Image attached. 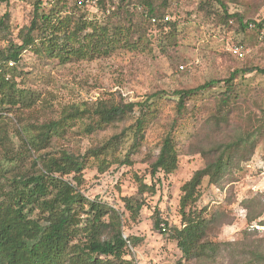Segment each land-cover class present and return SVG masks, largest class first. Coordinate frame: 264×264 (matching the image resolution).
Returning <instances> with one entry per match:
<instances>
[{
	"label": "rangeland",
	"instance_id": "1",
	"mask_svg": "<svg viewBox=\"0 0 264 264\" xmlns=\"http://www.w3.org/2000/svg\"><path fill=\"white\" fill-rule=\"evenodd\" d=\"M37 1L43 3L42 10L47 13L51 0L0 2V19L4 14L9 16L15 42H18V30L31 21ZM74 1L77 2L69 0L67 5L72 7ZM222 1L225 10L216 1L208 4V0H169L166 13L169 21L176 25L175 36L170 35L166 26L163 29L146 27L145 17L141 16L139 9H134L133 21L137 25L129 37L128 43L134 46L130 51L120 44L121 48L108 55L72 59L64 64L43 51L38 55L26 51L17 65L23 73L16 78L18 88L31 92L36 100L29 110L14 108L3 119L4 128L15 148L23 144L16 135L17 128H25L29 123L44 124L58 120L67 107L92 112L98 99L109 100L112 97L116 101L121 99L123 103L146 101L144 137L138 150L129 155L132 165L115 163L100 174L92 159H88L78 188L88 199H100L124 213L122 235L137 241L136 245L134 241L130 242L131 249L125 259L134 264H196L184 260L176 241L167 234L153 231L151 222L154 211L158 210L168 226L181 228L178 213L180 188L194 172L205 166L199 148L201 142L206 146L210 141L203 131L199 138L192 141L191 138L203 121L220 107L219 94L225 87L219 83L192 96L187 100L181 117H177L174 91L197 88L211 80L222 81L235 69L264 70V0ZM205 3L209 9L203 7ZM80 8L88 20L100 25L106 23V14L98 3L97 8ZM224 14H236L243 23L252 21L254 24L242 31L235 18L224 22ZM256 24L262 28H257ZM143 29L146 36L139 42ZM2 45L5 46L6 42H1L0 47ZM234 47H240L242 58L232 53ZM154 94L157 96L151 98ZM233 94L239 99L235 101L232 98L227 133L244 131L252 125L262 126L263 130L250 158L234 168L220 185H209L207 178L202 180L199 198L190 207L204 218L213 219L205 239L217 243L241 241L245 231L253 229L257 232L253 238H264V75L257 71L239 75ZM139 110V106L135 107L132 114L91 134L84 133L81 122H70L63 126L61 136L45 151L52 154L65 151L83 156L89 149L99 147L112 136L124 132L125 141L118 149L123 159L132 142L131 127L139 116ZM167 134L176 143L178 165L172 174L159 172L153 180L150 165ZM213 140L221 141L217 136ZM107 159L114 158L107 156ZM135 176L142 178L147 185L154 184L155 194L148 196L144 193L145 205L134 218L125 210L123 199L137 196ZM68 180L73 181L72 177ZM258 211H261V216L248 223L247 215ZM230 259L225 254L217 259V264H230Z\"/></svg>",
	"mask_w": 264,
	"mask_h": 264
},
{
	"label": "trees",
	"instance_id": "2",
	"mask_svg": "<svg viewBox=\"0 0 264 264\" xmlns=\"http://www.w3.org/2000/svg\"><path fill=\"white\" fill-rule=\"evenodd\" d=\"M68 1L51 0L47 13L42 10L43 3L37 1L31 21L18 30V42L13 40L9 16L4 14L0 19V43L6 42L0 47V264H134L125 259L134 239L122 235L124 213L100 199H88L78 188L82 184V172L88 159H92L100 174L115 163L119 166L132 165L129 155L138 150L144 137L146 101L123 103L121 99L116 101L112 97L109 100L98 99L92 112L67 107L58 120L44 124L29 123L25 128H17L16 135L23 141L17 148L7 135L3 119L14 108L29 110L36 100L31 92L18 88L16 81L23 75L17 65L24 52L38 55L43 51L64 64L72 59L108 55L121 48L120 44L130 51L134 46L128 43L129 37L137 25L133 21L134 9L141 11L146 27H169L172 36H175L177 28L175 23L163 21L168 15L169 0H97L107 18L103 25L88 20L77 5L78 0L72 7L67 5ZM212 1L226 9L222 0H208V4ZM208 4L203 7L209 9ZM233 18L242 31L254 24L252 21L243 23L239 15L224 14V22ZM151 19H156V23H151ZM256 27L261 29L262 25L256 24ZM145 32L143 29L139 42L146 36ZM254 71L264 75L262 69L245 67L231 71L222 81L211 80L197 88L173 93L177 96V117H181L187 100L192 96L219 83L225 87L219 94L220 107L203 121L199 131L191 138V141L199 138L203 131L208 140L217 136L221 141H207L206 146L200 143L199 152L205 166L194 172L180 188L178 213L181 228L168 226L158 210L154 211L151 222L153 231L167 234L176 241L186 261L217 264V259L227 254L231 258L230 264H264V238H253L257 233L255 229L245 231L238 242H213L205 239L213 219L190 210L199 198L198 190L204 178L208 179L209 185H220L254 152L262 126L252 125L244 131L227 133L232 98L235 101L239 99L233 94L235 83L239 75ZM138 106L139 116L131 127L132 142L123 159L118 149L125 141L124 132L112 136L99 147L89 149L83 156L65 151L57 154L45 151L61 136L63 126L70 122H81L84 133L91 134L132 114ZM224 132L226 135H223ZM107 156L114 159L108 160ZM177 165L176 143L167 134L162 138L158 154L150 165V177L154 180L159 172L170 175ZM70 177L72 182L68 180ZM135 179L137 196L123 199L125 210L134 218L145 205L144 193L148 196L155 194L154 184L147 185L137 176ZM260 216L261 211L253 215L249 213L247 222L251 223Z\"/></svg>",
	"mask_w": 264,
	"mask_h": 264
},
{
	"label": "built area",
	"instance_id": "3",
	"mask_svg": "<svg viewBox=\"0 0 264 264\" xmlns=\"http://www.w3.org/2000/svg\"><path fill=\"white\" fill-rule=\"evenodd\" d=\"M77 5L79 7L83 6V7H93V8H97V1L96 0H78ZM156 19H151V23H156ZM164 22L169 21V17L168 15L164 17L163 19ZM232 53L239 58L243 57V52L241 51L240 47H234L232 49ZM131 249V248H130Z\"/></svg>",
	"mask_w": 264,
	"mask_h": 264
}]
</instances>
